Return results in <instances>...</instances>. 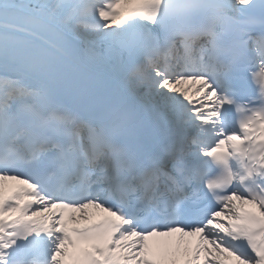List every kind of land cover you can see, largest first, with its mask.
Masks as SVG:
<instances>
[{
    "label": "snow or ice",
    "instance_id": "obj_1",
    "mask_svg": "<svg viewBox=\"0 0 264 264\" xmlns=\"http://www.w3.org/2000/svg\"><path fill=\"white\" fill-rule=\"evenodd\" d=\"M0 264H264V0H0Z\"/></svg>",
    "mask_w": 264,
    "mask_h": 264
}]
</instances>
